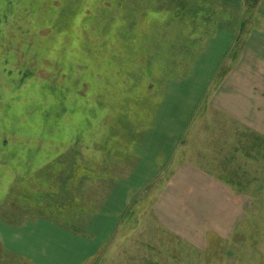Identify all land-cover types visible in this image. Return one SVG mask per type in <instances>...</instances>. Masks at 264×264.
<instances>
[{"label":"rangeland","instance_id":"rangeland-1","mask_svg":"<svg viewBox=\"0 0 264 264\" xmlns=\"http://www.w3.org/2000/svg\"><path fill=\"white\" fill-rule=\"evenodd\" d=\"M0 264H264V0H0Z\"/></svg>","mask_w":264,"mask_h":264},{"label":"crops","instance_id":"crops-1","mask_svg":"<svg viewBox=\"0 0 264 264\" xmlns=\"http://www.w3.org/2000/svg\"><path fill=\"white\" fill-rule=\"evenodd\" d=\"M219 24H220V21L213 22V26H217L218 27ZM240 25H241V23H239V21H237L234 25H232L233 31L228 34L229 35L228 42H230L231 40H235V38L237 36V31H238V28H239ZM247 36H248L247 37L248 39H251V37L249 38L250 35H247ZM230 48H228V49L230 50Z\"/></svg>","mask_w":264,"mask_h":264},{"label":"trees","instance_id":"trees-1","mask_svg":"<svg viewBox=\"0 0 264 264\" xmlns=\"http://www.w3.org/2000/svg\"><path fill=\"white\" fill-rule=\"evenodd\" d=\"M244 28V24H242V25H240L239 26V28H238V31H237V36H236V38H235V40H236V43H235V46L238 44H242V40H241V38L239 37L240 35H241V31H242V29ZM243 35V34H242ZM228 53V52H227Z\"/></svg>","mask_w":264,"mask_h":264}]
</instances>
